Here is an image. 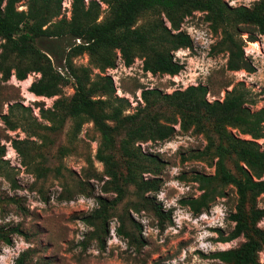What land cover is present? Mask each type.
Segmentation results:
<instances>
[{"label":"trees","instance_id":"obj_1","mask_svg":"<svg viewBox=\"0 0 264 264\" xmlns=\"http://www.w3.org/2000/svg\"><path fill=\"white\" fill-rule=\"evenodd\" d=\"M20 1L0 0V70L5 79L14 75L20 81L35 72L39 78L31 82L29 92L47 98L60 96L51 108L41 110V117L50 122V130H61L69 119L72 137L87 122L100 134L95 157L107 177L104 189L113 191L115 197L110 201L98 197L99 207L84 222L94 227L101 249L109 219L130 187L136 200L128 202L127 213L129 209L152 211L161 229L167 221L171 223L170 211L162 210L149 196L159 191L160 180L143 177L145 173L156 175L160 160L143 154L136 143L169 140L177 133V125L182 131L193 128L205 134L207 144L200 155H210L209 165L214 169L211 175L193 176L200 193L182 199L181 204L198 215L225 194L226 186L231 185L237 195L235 211L229 215L234 225L222 241L240 236L245 240L236 248L215 252L212 258L221 264H262L258 254L264 247V228L257 224L264 218V208L258 207L257 201L264 196V149L255 139L263 136L264 109L251 112L244 106V94L235 87L222 100L208 101L205 86L191 85L165 94L142 90L143 105L133 114H125L129 102L115 96L111 77L91 75L92 68L100 73L113 68L118 54L125 66L139 57L145 72L177 75L184 66L174 53L192 47L191 37L180 27L185 17L195 11L205 13L213 30L221 33L219 45L227 52V70L252 72L244 46L264 34V0L236 7L224 0H71L68 18L61 12L63 0H26V8L19 10ZM146 14L153 18L140 23ZM84 54L89 66L76 65L74 59ZM12 56L18 62L4 66ZM61 60L67 75L55 67V62ZM71 82L72 95L62 97V87ZM12 111L9 109L10 114ZM9 113L2 116L3 121L15 130L19 126ZM229 127L251 139L235 136ZM25 143L26 140H12L11 147L22 164L29 166L32 158ZM5 150L0 145V161ZM117 154L122 157L123 170ZM34 170L43 175L47 168L36 165ZM78 187L83 186L78 183ZM115 215L119 222L117 233L136 243L134 230L126 229V214ZM132 226L137 228L138 224ZM13 234L26 236L18 225L0 227V250L1 244H12ZM26 260L27 253L22 252L15 264H25Z\"/></svg>","mask_w":264,"mask_h":264},{"label":"rangeland","instance_id":"obj_2","mask_svg":"<svg viewBox=\"0 0 264 264\" xmlns=\"http://www.w3.org/2000/svg\"><path fill=\"white\" fill-rule=\"evenodd\" d=\"M255 1L224 0L231 7L250 6ZM25 3L26 0H21L18 9H25ZM70 4L71 0L62 2L61 12L67 18ZM105 8L102 4V9ZM152 18L151 14H146L139 22ZM180 29L189 34L192 47L174 53L184 66L177 75L145 72L139 57L125 66L118 54L113 68L103 73L92 68L91 76L111 77L115 96L129 102L125 114H133L143 105L142 90L165 94L191 85L205 86L208 101L222 100L226 92L235 87L238 93L244 94V106L251 112L264 109V34L244 46L245 57L254 70L229 71L227 52L219 45L221 33L214 31L205 20V13L195 11L185 17ZM17 62L12 56L4 66ZM74 63L89 66L88 56H78ZM55 67L62 74H68L64 61L55 62ZM38 78L39 74L31 72L26 78L29 83L26 79L17 80L14 75L5 79L0 70V145L6 149L0 161V227L18 225L26 232V236L13 234L11 245L1 244L0 264H15L22 252L27 253L25 264H221L212 254L236 248L244 242L243 236L222 241L234 225L229 215L235 211L237 195L231 185L201 214L194 215L181 204L182 199L200 193L193 176L197 173L211 175L214 169L209 165L210 155H200L207 144L205 134L193 128L182 131L176 125L178 131L169 140L136 143L143 154L160 160L158 173H145L143 177L160 180L159 191L149 196L162 210L170 211L171 223L167 221L161 229L152 211L129 209L127 213L128 202L136 200L130 187L109 219L108 234L104 236L105 244L101 249L94 227L84 222V218L99 207L98 197L108 201L115 197L113 191L104 189L107 177L95 157L100 134L87 122L72 137L69 119L61 130H50L47 127L50 122L41 117V110L51 108L60 96L47 98L29 92L31 82ZM72 93V82L62 87V97H70ZM9 109L13 110L11 114ZM8 113L19 126L15 130H10L3 121L2 116ZM228 129L235 136L251 139L237 128ZM12 140H26L25 146L32 158L29 166L22 164L21 157L11 147ZM255 140L264 149V130L263 136ZM116 157L123 170L122 157L119 154ZM36 165L47 171L38 174L34 170ZM78 183L82 184V189ZM257 205L264 208V196L258 198ZM121 213L126 214V229L134 230L136 243L117 233L119 222L115 214ZM133 223L138 227L134 228ZM257 225L264 228V218ZM258 257L264 264V247Z\"/></svg>","mask_w":264,"mask_h":264},{"label":"bare ground","instance_id":"obj_3","mask_svg":"<svg viewBox=\"0 0 264 264\" xmlns=\"http://www.w3.org/2000/svg\"><path fill=\"white\" fill-rule=\"evenodd\" d=\"M25 82H28L29 83V81L27 79L25 80Z\"/></svg>","mask_w":264,"mask_h":264}]
</instances>
